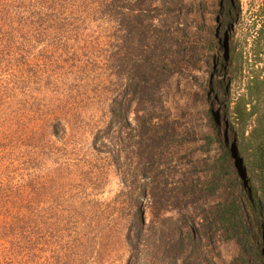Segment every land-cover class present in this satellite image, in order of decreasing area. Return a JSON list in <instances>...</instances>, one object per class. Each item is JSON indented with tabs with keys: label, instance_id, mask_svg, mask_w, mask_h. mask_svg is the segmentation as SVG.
<instances>
[{
	"label": "trees",
	"instance_id": "16d2710c",
	"mask_svg": "<svg viewBox=\"0 0 264 264\" xmlns=\"http://www.w3.org/2000/svg\"><path fill=\"white\" fill-rule=\"evenodd\" d=\"M214 1L0 0L2 98L13 92L2 75L17 67L15 73H29V84L40 82L58 96L52 110L34 112L40 133L72 137L108 119L93 142L98 139L120 175L117 197L124 206L117 211L135 229L134 238L125 239L126 264H203V242L246 239L251 214L264 233V14L246 28L243 41H234L233 26L228 35L222 27L214 42L209 16L223 25L222 14L236 25L240 10L230 1L227 15ZM218 42L223 54L216 58L210 55ZM208 57L207 88L225 120L232 112L238 124L251 127L246 186L217 137L212 108L204 107L198 72ZM220 68L228 77L217 92ZM194 152L203 156L196 164ZM7 153L1 157L19 161L27 175L13 187L5 180L15 167L0 164V264H34L33 154L14 160ZM59 155L79 161L71 160L76 154ZM57 156L47 157L56 164ZM142 196L153 217L145 230L137 221ZM208 197L216 202L204 201ZM256 238L263 245L247 247L252 258L242 254L241 264H264V234ZM61 261L58 253L56 264H68Z\"/></svg>",
	"mask_w": 264,
	"mask_h": 264
},
{
	"label": "rangeland",
	"instance_id": "374dc122",
	"mask_svg": "<svg viewBox=\"0 0 264 264\" xmlns=\"http://www.w3.org/2000/svg\"><path fill=\"white\" fill-rule=\"evenodd\" d=\"M206 1L210 3L211 0ZM230 1L240 8L238 21L233 25L221 14L220 18L223 21L221 25L216 23L214 16L210 15V38L214 42L218 38L215 33H218L222 27V31L228 35L233 26L234 41H243L244 34L247 33L246 28L264 14V0H215L214 2L219 4L228 15L231 12V7H228ZM93 26L91 24L89 28ZM222 47L221 42H218V50L210 56L220 57L223 54ZM209 63H211L210 57L206 58L198 72L201 88L204 96H207L204 107L212 108L217 137L226 145L229 162L234 173L236 172V178L242 180L245 178L247 155L250 154L251 127L238 124L232 112L228 113V121L225 120L223 106L217 99L212 98V93L207 88L210 79ZM16 69L2 75V81H5L7 89L13 88V92L5 93L6 98H2L0 94V152L14 154L15 156L12 155L14 160H17L18 156L22 159L24 154H33V178H37L38 186L36 195L33 196L34 264H56L58 253L62 258L61 263L126 264L128 241L125 242V239L132 240L135 229L127 224L128 217L117 211L124 206L117 197L123 187L120 175L111 165L109 156L104 155L106 153L97 142L98 139L93 142L96 130H100L98 127L106 124L108 119L101 118L98 127L89 123L91 126L89 129L87 126L80 131L81 134L74 133L72 137L63 134L57 139L49 134L50 131L45 135L40 133L41 121H38L39 115L34 112L47 108L49 111L52 110L53 106L57 105L58 96L53 95L51 89H45L40 82L33 80V84H29L30 81L27 79L29 73L25 71V76L17 74ZM222 72L220 68L215 78L218 84L217 92L228 77V74L223 77ZM49 154H58L56 160L60 162L55 164L50 157H47ZM59 154H76L71 160L79 161H66L64 156L59 159ZM212 154L217 153L212 151ZM1 156L2 154H0V164H5V167H15L14 175L10 174L11 180L6 178L5 182L10 181L13 187L16 184L20 186V180L27 175L26 167L19 161L14 163ZM191 157L195 163L203 156L201 152H194ZM245 180L247 179L243 180L244 186L247 184ZM56 197L64 202L61 207L54 202ZM204 201L212 204L216 202L211 197L205 198ZM138 212L140 215L139 220L137 219L138 226L145 230L151 225L153 217L143 196L139 199ZM246 225L249 235L241 241L218 238L213 246L203 242L201 254L206 257L203 264L237 263L241 260L242 254L252 258L251 253H247L246 249L255 242L263 245L261 239L256 238V233L258 236H263L264 233L259 229L260 227H257L252 214L250 218L248 216ZM15 239L16 236L14 242ZM2 245L4 247L6 241L2 242Z\"/></svg>",
	"mask_w": 264,
	"mask_h": 264
}]
</instances>
